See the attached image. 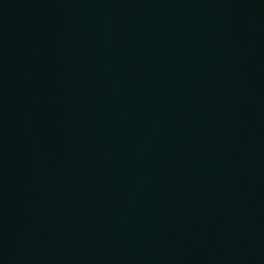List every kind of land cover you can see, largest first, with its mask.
<instances>
[{
  "label": "water",
  "instance_id": "95a60500",
  "mask_svg": "<svg viewBox=\"0 0 264 264\" xmlns=\"http://www.w3.org/2000/svg\"><path fill=\"white\" fill-rule=\"evenodd\" d=\"M0 264H264V0H229L42 194Z\"/></svg>",
  "mask_w": 264,
  "mask_h": 264
}]
</instances>
